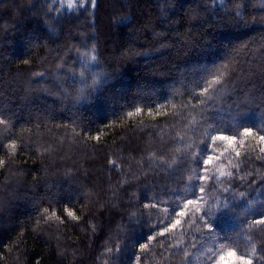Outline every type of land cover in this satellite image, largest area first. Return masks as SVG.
Returning <instances> with one entry per match:
<instances>
[{
  "label": "snow or ice",
  "instance_id": "1",
  "mask_svg": "<svg viewBox=\"0 0 264 264\" xmlns=\"http://www.w3.org/2000/svg\"><path fill=\"white\" fill-rule=\"evenodd\" d=\"M177 3L178 0H162L161 4H152L151 0H148L147 8L151 9V17H155L154 26L151 17L148 18L147 26L150 28L151 38L148 39L147 44L128 47L118 59L124 63H131L141 57L147 59L156 54L171 51L177 43H180V48L183 50V52L178 50L177 56L187 55V50L193 43L191 30L182 42L178 37L175 40L170 39L173 31H180L179 27L173 28L172 26L186 19L190 21L188 27L192 30L204 24H207L209 29H217L231 25L247 26L250 22H256L246 0H228L227 3L225 0H219L218 6L216 0H212L211 7L206 3L197 4L185 9L179 20L174 15ZM138 6L139 0H124L123 3L117 0V4L110 6L113 10L108 13L109 27L120 25L133 27L138 22L135 13ZM14 7L19 13V21L34 18L38 24L45 26L48 30L51 42L48 44H57L59 47L50 49L48 56L42 61L43 64L49 66L46 70H33L35 66L30 58L20 61L13 81L18 82L23 73H30L31 76L26 81L27 91L43 92L48 95L59 92L61 100H70L72 109H74L73 116L69 119V123L74 125L73 130L63 137H60L58 133L53 135L51 129L48 130L47 135L42 133L41 129H47L48 126L39 118L36 119L34 127L27 129V135L21 134L14 137L11 133L15 127L11 118L5 112L0 111V126H4L8 131L7 135L0 138V150H10L9 158L12 162H15L21 154L29 158L35 156V159L40 161L44 172L43 183L39 174L33 176L34 183L26 193L34 199L37 208L35 225L31 229L32 238L36 240L47 236L50 241L55 236L59 242L64 228L69 227L75 230L81 221L84 224H92L91 235L94 236L98 231L102 232L106 215H118V209H124L128 214V222L147 217L151 226L156 229L144 243L136 247L132 264H145L148 254L154 253L157 247L161 251L160 259L156 264H173L175 257H180L175 264H193V256L200 264H257L258 261L259 264H264V235L260 237L259 246L253 241L254 233L264 234V127L254 129L242 126L238 127L237 134H225L212 121V114L220 111L216 104H222L225 97L231 98L233 95L237 97L233 101L236 116L231 118L234 121L250 105H256L264 110V35L261 36L259 42L258 57L251 61L249 67L241 66L233 56L225 59L215 67L214 71H208L202 77L198 82V87L192 88L190 93L192 98L181 107L179 115L184 117L183 123H176L174 120L170 125V130L159 137V142L145 149L139 146H128V150L132 153L131 159L135 161V165H139L138 167L132 163L125 167L123 156L115 154H113L115 158L111 155L106 156L100 167L105 168L110 177L113 172L116 173L114 181L110 178L106 182L111 198L106 199L101 196V193L90 185L81 186L79 191L88 198V203L82 205L86 211L83 216H80L68 207H64L63 212L68 221L77 222L69 224L54 210L57 207L53 200L41 189L49 183L46 177L54 171L63 169L64 181L70 185L79 178L80 172L75 165L59 163L69 158L65 152L66 144L69 145L70 150L79 148L86 151L89 147L87 142H94L93 148L99 147L101 136L92 135L83 130L77 122L78 108L76 106L92 96L102 81L113 76L112 73L104 71L101 66L100 44L96 39L97 9L100 7V0H78V2L67 0L66 4L65 0H51V2L44 3L37 0L36 3H29L27 6L17 3ZM65 7L77 12L81 17L87 13L90 20H86V27H75L74 29L71 22L69 25H63ZM259 8L264 10V0H261ZM4 11L8 15H13L12 8ZM28 12L33 15H26ZM261 20H264V15L261 16ZM58 26L59 34L55 35ZM196 33L200 36L196 44L200 45L201 41L204 42L201 46L208 43L207 36L202 29L196 30ZM54 35L55 39H53ZM61 41H63L62 44ZM254 43L256 42L245 44L244 48L249 49ZM46 46L44 43L31 44V48ZM74 49L75 60L72 56ZM235 51L238 52L239 49ZM70 60L73 61L72 64L68 63ZM77 61L79 72L75 69ZM245 64H249V61L245 60ZM52 77L56 81L55 87L46 88L45 82ZM69 80L71 84L68 83ZM73 88H75L74 95L71 91ZM65 109H68L67 103ZM185 112L187 116H184ZM143 113V108L136 107L134 111H129L127 116H140ZM147 115L156 119L157 116L175 117L177 113L175 111L169 113L163 111L162 107H158L155 114L149 109ZM63 127L67 129L66 124ZM77 127L81 128L80 132L76 131ZM153 139H156L154 133ZM205 143H207V154L201 155L200 147ZM221 145L222 148L219 147ZM137 153H139L138 156ZM71 158L75 162V157ZM177 162L189 170L187 182L183 184L182 202L177 204L178 210L173 211L170 205L162 207L166 201L156 196H148L147 202H141L140 196H137L132 188L143 185L145 186L144 191H150L146 186L149 181L153 185L156 184V173L164 171L171 174L175 171L174 165ZM23 163L27 164V160ZM4 166L5 161L0 160V167ZM32 171L35 170H29L26 167L17 168L11 183L6 186V191L12 193L14 186H21L23 178L31 175ZM209 182H212L211 187L214 190L218 189L223 194V200L219 196L208 195ZM249 189L257 192V196L253 197L251 191H247ZM48 190L50 191L51 188ZM229 193L231 195H228ZM93 196L97 198L92 199ZM134 197L136 199H133ZM229 201L242 203L238 216L243 218L242 224L246 223L247 227H242L241 232L236 234L238 239L233 244L219 245L214 248L206 243L213 237L211 225L205 219V214L207 217L214 216L221 208H227ZM45 203L47 206H43ZM11 205V197L0 198V214L5 213ZM156 211H162L164 216L153 222V215ZM120 218L123 220L124 216L121 215ZM53 224L56 225L55 232L52 231ZM185 225L198 233L190 244H185V240L191 236ZM126 233L127 226L121 224L113 234L120 239L121 236H126ZM240 238L246 241L244 246L247 251L244 254L237 250ZM27 239L25 232L16 233L10 244L3 246L4 252L8 255L0 254V261H4L5 264L9 260L12 264H26V261L27 264H42L41 260L36 257L27 260V253L21 247ZM87 239L88 237H85V240ZM110 241L111 237L109 243L105 244L106 251L101 255L106 257L105 264H116L115 258L121 251V245L112 246ZM60 247L58 243L55 252L50 251V255L55 257L50 264H65L68 259ZM79 247L87 252L89 245L82 242ZM49 248H51L50 244ZM192 249L196 251L193 252ZM79 264H85V261L81 260Z\"/></svg>",
  "mask_w": 264,
  "mask_h": 264
},
{
  "label": "trees",
  "instance_id": "2",
  "mask_svg": "<svg viewBox=\"0 0 264 264\" xmlns=\"http://www.w3.org/2000/svg\"><path fill=\"white\" fill-rule=\"evenodd\" d=\"M36 2L37 0H0V111L5 112L11 118L15 127L11 133L14 137L21 134L27 135V129L35 126L37 118L44 121L48 126L47 129H41L42 133L47 135L48 130L51 129L53 135L58 133L60 137H63L66 133L70 134L74 127L69 123L74 111L71 101L61 100L59 92L48 95L43 92L27 91L26 81L30 78V73H23L18 82L13 81L20 61L30 58L35 66L33 70H46L49 66L43 64L42 61L48 56L50 49L59 47L57 44H48V42L51 43L48 30L45 26L38 24L34 18L18 20L19 13L16 12L14 5L23 3L27 6L29 3ZM40 2H51V0H40ZM74 2H78V0H74ZM119 2L123 3L124 0H119ZM227 2L228 0H225V3ZM246 2L249 4V10L256 18L255 23L250 22L247 26L231 25L217 29H209L208 25L204 24L196 29L197 31L202 29L207 36L208 43L201 46L204 42L201 41L200 45L195 43L200 40V36L197 35L196 30L188 27L190 21L186 19L172 26L173 28L179 27L180 31H173L170 39L175 40L178 37L179 41L182 42L191 30L193 43L191 48L187 50V55L177 56V51L181 50L180 43H177L169 52L156 54L147 59L141 57L131 63H124L118 59L123 51L128 47L147 44L148 39L151 38V31L147 26L148 18L151 17V9L147 8L148 0H139V6L135 9L138 22L133 27L124 25L109 27L108 13L113 10L110 6L117 4V0H100V7L97 9L96 39L100 44L101 66L104 71L112 73L113 76L102 81L92 96L76 106L78 108L77 122L83 130L92 135L99 134L101 136L99 147L93 148L94 142H87L89 147L86 151L79 148L70 150L69 145L66 144L65 152L69 158L61 160L59 163L75 165L80 172L79 178L70 185L64 181L63 169L54 171L46 177L49 183L41 189L45 195L53 200L55 207H57L54 210L62 218L68 221L63 212L64 207H68L77 215H84L86 209L82 205L88 203V198L79 191L83 185L92 186L106 199L111 198L106 182L110 178L114 181L116 173L113 172L110 177L105 168L100 167L101 162L106 156L111 155L115 158V155H120L125 160V167L129 163L135 165V161L131 159L132 153L128 150V146H139L141 149H145L158 143L159 137L170 130V125L174 120L176 123H183L184 117L179 115L181 107L192 98L190 95L192 88L198 87V82L208 71H214L217 65L233 56L244 68L249 67L253 59H257L259 42L261 36L264 35V20H261L264 10L259 8L261 0H246ZM151 3L161 4L162 0H151ZM201 3H206L209 7L212 6V0H178L174 15L179 20L185 9ZM216 4L218 6L219 0H216ZM8 8H12L13 15L5 13L4 10ZM220 10L222 11V9ZM26 15L32 16L33 14L28 12ZM151 19L154 26L155 17H151ZM86 20H90L87 13L81 17L77 12L67 9V7L63 9V25H69L71 22L74 29L75 27H86ZM157 30L159 31V29ZM58 34L59 26L55 35ZM55 35L53 39H55ZM253 41L256 43L252 44L251 48H244L245 44ZM32 43H44L47 46L31 48ZM62 43L63 41H61ZM111 43H117L116 54L110 50ZM223 43H228L230 46L226 48ZM88 47L90 48L91 45L89 44ZM235 49H239V51L237 52ZM181 51L183 52V50ZM30 55L31 57H29ZM72 56L75 60V49ZM245 60H248L249 64H245ZM257 62L259 61L257 60ZM68 63L72 64L73 61L70 60ZM75 69L79 72L78 61L75 64ZM55 83V78L52 77L45 82L44 86L54 88ZM68 83L71 84V80ZM71 91L74 95L75 88ZM236 99L237 97L233 95L231 98L225 97L222 104H216L220 111L212 114V121L215 126L225 134H237L238 127L242 126H249L254 129L264 127V110L256 105L245 108L234 121L231 117L236 116L235 105H233V101ZM66 103L68 105L67 110L65 109ZM136 107L143 108L144 113L140 116L128 117L127 113L134 111ZM158 107H162L163 111L169 113L175 111L177 115L175 117L171 115L168 117L157 116L156 119L147 115L149 109L155 114ZM184 116H187L186 112ZM65 124L67 129L63 127ZM76 131L80 132L81 128L77 127ZM153 133L156 136L155 140ZM7 134V129L0 126V138ZM219 147L222 148L223 146ZM9 151L0 150V160L5 161V166L0 167V198L6 196L12 198V205L5 213L0 214V254L8 255L4 252L3 246L9 245L15 234L23 231L28 236V239L21 245L27 253V260L36 257L41 260L42 264H50L51 260L55 258L50 255V251L54 253L59 243L60 250L68 257L65 264H79L81 260H84L85 264H105L106 257L101 254L106 251L105 244L109 243L111 237L112 246L121 245V251L115 258L116 264H132L136 247L144 243L156 229L151 226L147 217L128 222V214L124 209H118V215H106L103 220L102 232L98 231L94 236L91 235L92 224H84L81 221L75 230L69 227L64 228L63 233L60 234L59 242L55 236L50 241L47 236L34 240L31 229L35 225L37 208L34 199L26 193L34 183L33 176L39 174L43 183L44 172L40 161L36 160L35 156L29 158L21 154L15 162H12L9 158ZM200 153L201 155L207 154V143L201 145ZM138 155L139 153H137ZM73 156L75 162L71 158ZM25 160H27V164L23 163ZM34 160L35 162H33ZM135 166L138 167L139 165ZM20 167L35 171H32L31 175L25 176L23 184L14 186L13 192L9 193L6 191V186L11 183L16 169ZM174 167L175 171L171 174L164 171L157 172L156 184L153 185L149 181L146 186L150 191H144L145 186L143 185L133 187L132 191L140 196L141 202H147L148 196H156L162 201H166L162 207L170 205L173 211L178 210L177 204L182 202L183 184L187 182L189 170L184 168L180 162H177ZM211 183L209 182L208 195L219 196L223 200V194L218 189L214 190ZM49 188H51L50 191ZM251 195L256 197L257 192L251 191ZM96 198V196L92 197V199ZM43 206H47L46 203ZM140 207L142 208V204ZM240 207H242V203L229 201L228 207L221 208L214 216L207 217L205 214V219L211 225L213 237L206 243L215 248L219 245L233 244L238 239L236 234L241 232L242 227H247L246 223L242 224L243 218L238 216ZM121 215L124 216L123 220L120 218ZM163 216L162 211H156L153 215V222H156L157 218H163ZM68 223L76 224L77 222L68 221ZM121 224L127 226V233L126 236L117 239L113 233ZM185 228L191 233V236L185 240V244H190L198 233L187 225ZM55 229L56 225L53 224L52 231L55 232ZM261 235L264 234L254 233L253 241L258 246ZM85 237L88 239L85 240ZM82 242L89 245L87 252L79 247ZM245 243L246 241L240 238V245L237 250L241 254L247 251L244 246ZM49 244L51 248H49ZM160 251L161 249L157 247L154 249V253H149L145 264H156L160 259ZM192 251L195 252L196 250L192 249ZM14 258L15 255L13 254ZM179 259L180 257H175L173 264ZM192 259L193 264H200L195 256ZM0 264H5V262L0 261ZM7 264H12V261L9 260Z\"/></svg>",
  "mask_w": 264,
  "mask_h": 264
},
{
  "label": "rangeland",
  "instance_id": "3",
  "mask_svg": "<svg viewBox=\"0 0 264 264\" xmlns=\"http://www.w3.org/2000/svg\"><path fill=\"white\" fill-rule=\"evenodd\" d=\"M65 3H67V0H65ZM223 46H226V48H227L230 45L228 43H223ZM110 50L112 51V53L116 54V51L118 50L117 43H111ZM113 56H115V55H113Z\"/></svg>",
  "mask_w": 264,
  "mask_h": 264
}]
</instances>
